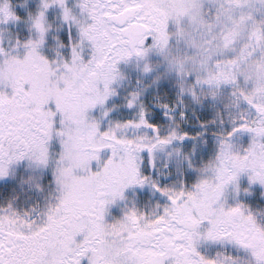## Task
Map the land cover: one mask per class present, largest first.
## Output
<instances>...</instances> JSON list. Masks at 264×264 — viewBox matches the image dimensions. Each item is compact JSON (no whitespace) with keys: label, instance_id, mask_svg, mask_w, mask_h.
I'll return each instance as SVG.
<instances>
[{"label":"snow or ice","instance_id":"6c2138e0","mask_svg":"<svg viewBox=\"0 0 264 264\" xmlns=\"http://www.w3.org/2000/svg\"><path fill=\"white\" fill-rule=\"evenodd\" d=\"M205 2L214 6L210 16L202 12ZM255 3L264 7V0H74L71 6L39 0L22 21L9 0H0V25L24 22L30 33L11 49L0 47V181L22 163L51 177L46 192L37 186L42 205L18 210L12 199L0 203V264H240L230 252L202 253L204 244L243 253L245 264H264V223L226 196L229 189L239 195L242 177L264 189V19H254ZM50 8L68 27L66 56L43 52ZM185 19L199 36L191 42L201 72L188 89L193 101L199 103L196 88H207L215 99L226 87L236 107L242 103L255 115L233 119L236 126L219 137L215 154L200 167L189 161L191 182L160 187L141 171L140 153L147 152L154 167L158 147L188 134L173 129L161 137L139 106V93H129L124 105L137 108L135 120L102 125L116 107L109 101L123 79L118 66L135 60L151 72L150 55L167 59L169 22L178 26L179 41ZM168 71L188 75L181 60H169ZM159 107L167 115L169 106ZM141 127L152 138L119 134ZM236 133L248 134L242 151L229 142ZM145 186L164 203L147 213L123 208L119 218L106 220L127 190Z\"/></svg>","mask_w":264,"mask_h":264},{"label":"rangeland","instance_id":"374dc122","mask_svg":"<svg viewBox=\"0 0 264 264\" xmlns=\"http://www.w3.org/2000/svg\"><path fill=\"white\" fill-rule=\"evenodd\" d=\"M13 6V10L21 17L22 21L26 20L29 12L35 13L39 0H9ZM74 0H68L69 6ZM254 19L260 21L264 19V7L260 3L254 4ZM214 6L205 2L202 12L210 16ZM47 21L50 30L46 38V44L43 48L45 55L50 58H56V53L67 55L69 48L68 27L61 24L59 20V10L50 8L47 12ZM177 25L169 22L168 31L172 36L169 42L167 59L152 54L148 57L147 63L152 68L149 73H144L143 62L139 65L135 60L128 64H120L119 71L123 79L119 80L113 87L117 95L109 101V106L116 107L111 112L108 119L103 121V126H110L108 121L124 122L126 120H135L137 108H126L125 102L129 98V93H139V106H143L147 113L146 119L150 123L159 126V135L167 136L168 133L175 129L178 134L187 133L188 138L180 141H172L170 144L158 147L153 152V165L149 167L148 153H140L143 160L141 171L145 175H150L151 179L160 187L168 186L169 188L179 187V181L184 180L187 185L194 178V173L188 169L189 161L194 167H200L203 161H207L215 154L216 145L219 137L226 135L231 127L233 119L239 123V117L247 114V119H251L255 113L250 112L247 106L240 104L235 106L234 98L230 95L231 89L222 87L217 93L215 99L208 97L207 88H196L195 91L199 97V103L193 101L188 92L193 87V80L196 76L201 75L199 66L192 62L195 49L191 42L198 40L199 36L193 32L191 25L185 19L179 28L184 32V38H177ZM30 33L28 24L21 22L15 25H0V47L11 49L17 39L24 41L28 39ZM72 42L76 41L75 29L72 30ZM54 37L56 39H54ZM58 43L65 47H58ZM181 60L185 61V71L188 73L186 77H177L174 72L168 71V61ZM243 86V82H241ZM184 92L181 94L180 89ZM167 104L169 111L165 115V110L159 107ZM176 110V113H172ZM183 112L184 118H180ZM92 115H97L93 113ZM170 117V118H169ZM204 127H201V125ZM120 135L133 139L135 137L145 136L152 138L153 133L150 129L126 128ZM215 134V135H213ZM249 137L247 133H236L230 143L233 150L242 151L247 147ZM179 149V154H177ZM106 153H101L105 156ZM187 157V160L184 159ZM50 175L43 170L29 167L26 163H22L12 170L6 180L0 181V203L12 199L16 208L27 210L29 207L43 204V194L37 190V186L43 188L45 192L48 189V181ZM248 188V193L244 189ZM227 202H234V198L243 203L256 217L257 221L264 223V189L258 185L248 186L247 179L242 177L240 180V192L236 196L231 189L226 193ZM163 204L164 201L158 193L153 192L148 186L143 189L133 188L125 192V199L118 201L115 206L108 210L106 220L111 222L113 217L119 218L122 214L121 209L135 206L137 209L145 213L151 211L157 204ZM200 251L206 255H214L217 251L230 252L233 256L240 257V264H245L246 257L243 253H237L234 249H220L218 246H209L204 244Z\"/></svg>","mask_w":264,"mask_h":264},{"label":"bare ground","instance_id":"6f19581e","mask_svg":"<svg viewBox=\"0 0 264 264\" xmlns=\"http://www.w3.org/2000/svg\"><path fill=\"white\" fill-rule=\"evenodd\" d=\"M171 112H172V113H176L177 111H176V110H172Z\"/></svg>","mask_w":264,"mask_h":264}]
</instances>
